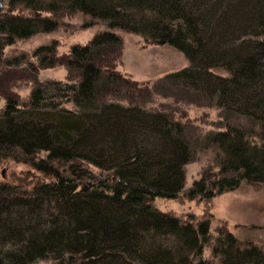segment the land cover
Here are the masks:
<instances>
[{
	"label": "trees",
	"instance_id": "16d2710c",
	"mask_svg": "<svg viewBox=\"0 0 264 264\" xmlns=\"http://www.w3.org/2000/svg\"><path fill=\"white\" fill-rule=\"evenodd\" d=\"M5 1L0 59L15 40L53 31L55 16L80 14L179 51L188 65L162 80L206 99L227 124L206 136L214 172L186 189L183 125L107 99L140 89L99 64L119 38L107 31L73 46L65 63L76 81H35L26 104L9 94L0 112V160L35 173L25 196L0 184V264H213L206 247L218 264H264L263 249L226 229L213 235L209 218L183 221L154 205L264 183V0Z\"/></svg>",
	"mask_w": 264,
	"mask_h": 264
},
{
	"label": "rangeland",
	"instance_id": "374dc122",
	"mask_svg": "<svg viewBox=\"0 0 264 264\" xmlns=\"http://www.w3.org/2000/svg\"><path fill=\"white\" fill-rule=\"evenodd\" d=\"M6 7V1L0 0V14L7 10ZM24 14L27 12L24 11ZM54 21L56 25L53 31L17 39L4 47L0 59V112L9 94L15 95L19 104H26L35 81H76L77 72L69 71L65 63L70 49L86 45L97 34L113 32L119 38V43L105 49L99 64L118 72L126 80L135 81L140 89L133 93L123 88L118 97L107 96L108 101L162 111L183 125L186 139L191 145V158L184 167L186 189L203 172H214L215 149L208 147L206 136L223 129L227 123L221 111L206 99L190 90L169 87L162 80L165 74L188 65L179 51L167 45L150 43L133 32L89 23L90 20L80 14H59ZM48 46L53 47L52 53L39 52V49ZM42 57L46 58L47 63L50 60V64L42 65L45 63ZM160 86H165L166 90ZM27 166L26 163L0 160V184L19 185L17 189L20 195L29 194V182H35L32 181L35 173ZM154 205L158 210L183 221L197 222L209 218L213 235L226 229L244 244L251 243L264 250V183L243 182L236 189L208 200H192L185 193H179L174 199H155ZM203 255L213 264H218L211 257L210 247L204 249Z\"/></svg>",
	"mask_w": 264,
	"mask_h": 264
}]
</instances>
